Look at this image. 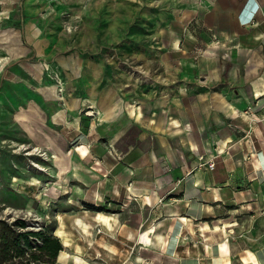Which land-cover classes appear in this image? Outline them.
Returning <instances> with one entry per match:
<instances>
[{"label":"crops","instance_id":"1","mask_svg":"<svg viewBox=\"0 0 264 264\" xmlns=\"http://www.w3.org/2000/svg\"><path fill=\"white\" fill-rule=\"evenodd\" d=\"M162 5L161 80L74 100L48 149L28 146L61 163L64 194L106 206L57 230V261L120 264L123 245L140 264H264V0Z\"/></svg>","mask_w":264,"mask_h":264},{"label":"rangeland","instance_id":"2","mask_svg":"<svg viewBox=\"0 0 264 264\" xmlns=\"http://www.w3.org/2000/svg\"><path fill=\"white\" fill-rule=\"evenodd\" d=\"M163 5L161 0H0V66L5 65L0 69V219L23 220L33 230L47 226L56 235L75 218L106 207L85 202L81 193L64 194L61 163L44 160L43 151L28 155L35 148L28 146L48 149V138L63 128L51 116L74 100L93 99L112 85L126 91L134 76L161 80L166 72L161 59L170 57L169 37L161 28ZM32 177L41 185L31 184ZM73 234L72 248L80 242L74 229ZM122 246L120 264H140Z\"/></svg>","mask_w":264,"mask_h":264},{"label":"trees","instance_id":"3","mask_svg":"<svg viewBox=\"0 0 264 264\" xmlns=\"http://www.w3.org/2000/svg\"><path fill=\"white\" fill-rule=\"evenodd\" d=\"M62 250L59 237L47 226L33 230L23 220L0 219V264H56Z\"/></svg>","mask_w":264,"mask_h":264},{"label":"built area","instance_id":"4","mask_svg":"<svg viewBox=\"0 0 264 264\" xmlns=\"http://www.w3.org/2000/svg\"><path fill=\"white\" fill-rule=\"evenodd\" d=\"M209 170H213L215 167L214 159H206L203 163Z\"/></svg>","mask_w":264,"mask_h":264},{"label":"bare ground","instance_id":"5","mask_svg":"<svg viewBox=\"0 0 264 264\" xmlns=\"http://www.w3.org/2000/svg\"><path fill=\"white\" fill-rule=\"evenodd\" d=\"M3 66H5V65H1V66H0V69H1ZM88 107H90V106H88ZM20 147H21V148H24L25 146L21 145ZM37 151H39V149H38L37 147H35V148L31 149L27 154H28V155H32V154H35ZM41 168H42V167H41ZM58 233H60V232H58ZM63 255H64V254H63ZM64 256H65V255H64ZM78 261L80 262L81 260L78 259Z\"/></svg>","mask_w":264,"mask_h":264}]
</instances>
